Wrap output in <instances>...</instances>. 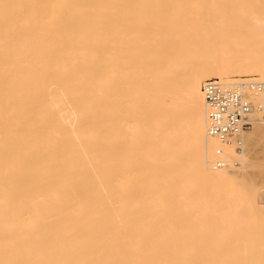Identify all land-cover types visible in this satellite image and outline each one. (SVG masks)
Listing matches in <instances>:
<instances>
[{
  "label": "bare ground",
  "instance_id": "obj_1",
  "mask_svg": "<svg viewBox=\"0 0 264 264\" xmlns=\"http://www.w3.org/2000/svg\"><path fill=\"white\" fill-rule=\"evenodd\" d=\"M263 108L264 0H0V264H264Z\"/></svg>",
  "mask_w": 264,
  "mask_h": 264
},
{
  "label": "built area",
  "instance_id": "obj_2",
  "mask_svg": "<svg viewBox=\"0 0 264 264\" xmlns=\"http://www.w3.org/2000/svg\"><path fill=\"white\" fill-rule=\"evenodd\" d=\"M260 90V83H246L245 80L223 84L218 80L206 81L202 92L208 108V133L224 141L229 133L243 131L251 124V107L244 96V88ZM219 154V153H218ZM219 160L217 165H223Z\"/></svg>",
  "mask_w": 264,
  "mask_h": 264
},
{
  "label": "rangeland",
  "instance_id": "obj_3",
  "mask_svg": "<svg viewBox=\"0 0 264 264\" xmlns=\"http://www.w3.org/2000/svg\"><path fill=\"white\" fill-rule=\"evenodd\" d=\"M256 77L257 76H252V75L230 77V79H225L224 82L231 83V82H237L241 80H245L247 82L248 81L253 82V80L255 79H257L255 81H258V82L261 81L259 77L257 78ZM256 118L261 120L262 125L264 124V121H263L264 120V108L259 111ZM254 143H255V150L253 151V153L250 156L249 161L247 162L248 167H249V172L246 176L248 177L251 183L252 192L254 194L252 198L258 201L261 208H264V135L256 137ZM238 166H240V164L237 165L236 167Z\"/></svg>",
  "mask_w": 264,
  "mask_h": 264
}]
</instances>
